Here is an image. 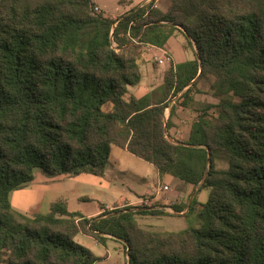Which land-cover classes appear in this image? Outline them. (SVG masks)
Returning <instances> with one entry per match:
<instances>
[{
    "label": "trees",
    "instance_id": "obj_1",
    "mask_svg": "<svg viewBox=\"0 0 264 264\" xmlns=\"http://www.w3.org/2000/svg\"><path fill=\"white\" fill-rule=\"evenodd\" d=\"M94 6L0 0V264H93L99 257L74 240L80 232L122 241L127 264H264V0H166L163 8L151 0L117 17ZM174 30L196 57L170 65L144 95L126 96L141 79L142 45L163 47ZM206 75L217 102L197 109L188 138L174 142L168 102L181 92L187 105ZM111 146L193 188L203 179L197 191L206 187L207 200L194 195L184 213L196 210L200 225L159 231L136 222L134 214H170L164 205L93 217L68 211L64 199L46 213L12 207L10 191L35 169L100 176Z\"/></svg>",
    "mask_w": 264,
    "mask_h": 264
},
{
    "label": "crops",
    "instance_id": "obj_2",
    "mask_svg": "<svg viewBox=\"0 0 264 264\" xmlns=\"http://www.w3.org/2000/svg\"><path fill=\"white\" fill-rule=\"evenodd\" d=\"M148 1H151V0H93L95 6H97L104 15L111 16V17L120 16L124 14L125 12H127L130 8L136 5H141ZM155 5L157 6V4ZM179 36H182L185 39V42H187L186 35L184 33H182L179 30H174V32L166 40V43L164 44L163 47H158V46H155L149 43H145L142 45V53H141V57L139 61L140 70H141V79L136 84L128 85L126 96L133 95L135 97H140L144 95L145 93H147L148 91H150L151 89H153L154 87L162 83L165 71L170 65H175L177 63H181L187 60H192L196 57L195 47L193 45L191 46V44H188V42L187 44L188 46H190L192 50V56L190 55L187 56L185 54L184 47L179 44ZM163 55H167L168 58H164L162 62H158L155 59V58H162ZM167 60L169 61V66L160 71L159 66L167 62ZM193 80L194 79H192L191 82H193ZM200 80L201 78L197 81L195 86H199L198 84ZM188 86L184 87L183 90H185ZM194 90H195V87L192 88L191 92L189 93L191 102L195 100L196 98V93L194 92ZM180 93L181 92H179L175 97L169 100L168 107L165 109V117H168L169 108L172 105L174 107V111L170 117V121L172 124L170 126L169 132L171 136H173V132H175V135H176L174 137L175 139L185 140L188 138L191 123L194 121L199 111L197 110L198 108L194 105H191V103H188L185 106L180 104L178 100L176 99V97ZM213 102L215 101L214 100L211 101V99L208 100V103H213ZM121 149L127 151L124 148H121ZM111 151L112 150L110 149V155H109L107 164L109 163V160H110ZM130 156L141 159L132 154H130ZM147 163L151 164L149 162ZM151 165L155 169L154 171L151 172L150 175L142 174V175H137V176L141 177L140 178L141 180L142 179L147 180L149 182V185L154 183L153 186L145 187L141 185V187L136 188V190L130 189L129 193L127 194H120L119 192V197L114 205L100 204L99 209L94 208L91 212H82V210L80 211L73 210L67 206L68 211L70 212L77 211V212H80L85 217H93V216L100 214L104 210H111L114 208H121L124 206L141 205L142 200H146L147 205H157L158 207L161 205H164L165 210L169 212L172 209L171 207H169L170 205H173V204L178 205L182 203H186L187 205L188 200L194 190L196 194L197 187L193 188L191 184H188L180 179H174V176H173V179H171V181L174 182V186L173 188H171V186L168 185L166 181V178H168L166 177L167 174H161L153 164ZM72 176H76V175H71L69 173L56 174V175H48V174L44 175L42 172V174L37 175V178H35L34 176V178L30 181L32 182L31 188L33 190L34 189L41 190V188H43V185H40V184H42V182H45L48 179H52V180L55 179L57 181L64 180V179L74 180L73 178L75 177H72ZM95 176H99V175H95ZM54 185H59V183H56ZM33 190H30V191H33ZM32 196H33L32 192H29L28 194L25 193V195L16 193L13 195L12 199L10 198L9 199H10L12 207H14L15 209L23 213H26V214H32L35 212L24 211V207H26L28 203H32L33 201ZM66 204H67V201H66ZM186 210H187V206H185L181 212L174 213V214L183 215ZM159 217H161V215L134 214V218L140 226L142 225L152 226L153 224L146 222L148 218L159 220L160 219ZM138 219L141 220V223L138 222ZM79 235H81L82 237H80ZM74 240L86 246L87 248H89L96 256L99 257L93 264H106V262H108L109 257H110V252H109V249L107 248L109 246V242H121V244L123 245L122 241L114 237H111V236H109L106 239L105 243L103 244V243L98 242L92 236L81 233V232L77 233L74 236ZM99 248H104L105 251H101L99 250ZM123 252H124L123 261H121L120 263L115 262L111 264H126V258H125L126 249L124 245H123Z\"/></svg>",
    "mask_w": 264,
    "mask_h": 264
},
{
    "label": "rangeland",
    "instance_id": "obj_3",
    "mask_svg": "<svg viewBox=\"0 0 264 264\" xmlns=\"http://www.w3.org/2000/svg\"><path fill=\"white\" fill-rule=\"evenodd\" d=\"M154 4L163 8L166 5V0H155ZM179 44L185 49L187 56H192V50L188 46L187 42L182 36H179ZM169 66V61L161 64L159 70L165 69ZM162 76V75H161ZM213 81L211 75H206L199 81V86H195L194 92L196 98L191 105L196 106L198 109L202 108L208 100H214L216 103L217 98L213 97L210 85ZM177 101V100H176ZM212 110H209L211 112ZM173 132V137H175ZM111 156L109 163L102 176H95L88 169L79 171L72 179H64L57 181L55 179H48L42 182L43 188L32 189V182H28L25 186L12 190L9 193V198L12 199L14 194H23L32 192V203H28L24 207V211L29 212H41L46 213L49 210V206L53 201L58 199H64L67 201V206L73 210H82V212H91L94 208L99 209L100 204L114 205L120 194H127L131 190L136 188L153 186L149 185L147 180H141V177L137 175L147 174L150 175L154 171V167L141 159L130 156V154L122 150L117 146H112ZM217 169H225L226 164L221 160H216ZM38 174H42L39 169L34 170V176L37 178ZM45 175L46 173L43 172ZM74 175V174H71ZM167 184L173 188L174 182L171 181L173 176L166 175ZM174 179H178L175 178ZM178 181V180H177ZM59 183V185H54ZM199 184V183H198ZM198 184L195 187H199ZM33 190V191H30ZM208 197V189L201 187L195 194V199L199 202H205ZM173 209L170 210V214L161 215L159 220L148 218L147 223L153 224L152 226L142 225L144 228L161 231H175L183 229L187 226L198 227L200 220L197 217L196 210H191L188 214L178 215ZM141 223V220L138 219ZM144 224V223H142ZM82 237L81 235H79ZM110 252V257L106 264L120 263L124 259L123 245L121 242H109L107 247ZM101 251H105L104 248H99ZM4 264V263H1Z\"/></svg>",
    "mask_w": 264,
    "mask_h": 264
},
{
    "label": "built area",
    "instance_id": "obj_4",
    "mask_svg": "<svg viewBox=\"0 0 264 264\" xmlns=\"http://www.w3.org/2000/svg\"><path fill=\"white\" fill-rule=\"evenodd\" d=\"M94 10L97 11V12H100V9L97 7V6H94ZM131 41L132 42H137V37H134V38H131ZM164 58H168L167 55H163L162 58H155L158 62H162ZM141 203L143 205H147V201L146 200H142ZM126 258V264H127V255L125 256Z\"/></svg>",
    "mask_w": 264,
    "mask_h": 264
},
{
    "label": "water",
    "instance_id": "obj_5",
    "mask_svg": "<svg viewBox=\"0 0 264 264\" xmlns=\"http://www.w3.org/2000/svg\"><path fill=\"white\" fill-rule=\"evenodd\" d=\"M174 142H178V140H173ZM203 182V179L200 181V183L198 184V186L201 184ZM194 194H195V190L193 191V193L191 194V196H190V198H189V200H188V203H187V208L190 206V203H191V200H192V197L194 196ZM114 213H117V212H114Z\"/></svg>",
    "mask_w": 264,
    "mask_h": 264
}]
</instances>
